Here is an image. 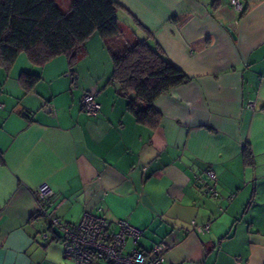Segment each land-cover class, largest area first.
<instances>
[{
    "label": "crops",
    "instance_id": "0c3cea01",
    "mask_svg": "<svg viewBox=\"0 0 264 264\" xmlns=\"http://www.w3.org/2000/svg\"><path fill=\"white\" fill-rule=\"evenodd\" d=\"M116 1L121 29L148 37L189 81L155 99L150 126L127 108L96 34L74 73L63 55L0 64V264H73L49 217L75 224L88 211L110 230L119 219L142 229L128 249L166 244V264H264V0H240L242 11L230 0ZM23 72L40 76L29 90ZM205 168L218 198L196 183ZM41 182L49 217L37 214Z\"/></svg>",
    "mask_w": 264,
    "mask_h": 264
},
{
    "label": "trees",
    "instance_id": "16d2710c",
    "mask_svg": "<svg viewBox=\"0 0 264 264\" xmlns=\"http://www.w3.org/2000/svg\"><path fill=\"white\" fill-rule=\"evenodd\" d=\"M120 9L116 0H71L67 10L55 0H0V64L8 68L21 52L39 67L63 55L74 73L84 43L96 34L109 45L111 78L128 97L127 108L138 122L155 126L161 115L155 99L189 77L148 37L123 47ZM39 79L31 72L19 77L26 90Z\"/></svg>",
    "mask_w": 264,
    "mask_h": 264
},
{
    "label": "built area",
    "instance_id": "2783aa9c",
    "mask_svg": "<svg viewBox=\"0 0 264 264\" xmlns=\"http://www.w3.org/2000/svg\"><path fill=\"white\" fill-rule=\"evenodd\" d=\"M230 5L236 11H242L240 0H230ZM83 110L90 116L100 111V103L96 100L95 92H86L82 97ZM217 177L213 169L205 168L196 177V183L203 192L211 197L218 198ZM53 190L47 182H41L35 190L37 199V214L48 216L47 202ZM230 194L228 199H232ZM50 225L58 232L64 254L72 259L73 264H92L96 260H103L107 264H166L164 252L166 244H154L151 248H127L130 240L135 244L143 230L132 226L125 219L117 220L116 230H110V224L103 217L91 212H85L75 224L64 223L58 217H49ZM195 230L203 234L209 231L208 224L199 225L192 221Z\"/></svg>",
    "mask_w": 264,
    "mask_h": 264
},
{
    "label": "rangeland",
    "instance_id": "374dc122",
    "mask_svg": "<svg viewBox=\"0 0 264 264\" xmlns=\"http://www.w3.org/2000/svg\"><path fill=\"white\" fill-rule=\"evenodd\" d=\"M57 3H60L59 0H55ZM61 5V4H60ZM63 9H66L65 6H63ZM122 21V20H121ZM124 25V24H123ZM122 23L120 22V26H123ZM122 40L125 41V43L121 40V44H123L122 46L124 47L126 44V41H133L132 36L129 34L128 30L124 31V35H122ZM115 48V47H114Z\"/></svg>",
    "mask_w": 264,
    "mask_h": 264
}]
</instances>
